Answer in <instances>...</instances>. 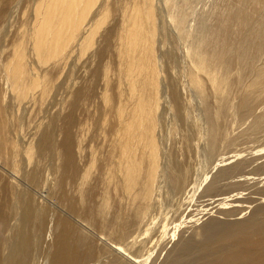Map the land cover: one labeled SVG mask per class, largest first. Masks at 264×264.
I'll return each instance as SVG.
<instances>
[{
    "label": "bare ground",
    "instance_id": "1",
    "mask_svg": "<svg viewBox=\"0 0 264 264\" xmlns=\"http://www.w3.org/2000/svg\"><path fill=\"white\" fill-rule=\"evenodd\" d=\"M20 1L22 0H0V21L4 18L12 3L15 2L17 4ZM26 1H30L32 7L29 16L25 19V30L22 31L21 29V32L18 33L14 41L13 54L6 59L2 57L3 54L0 55V161L3 160L7 164L9 163L13 171L17 172L22 166L19 155H22L29 167L30 163L36 158L39 156L45 157L50 152L54 157L52 160L56 162L55 174L54 169L52 172L55 175V181L51 180L53 181L51 188L56 192L59 190L62 194H59L60 198L73 211L78 205L84 207L87 204L93 190H95L93 185L95 182L92 181V177L95 172L100 171L103 176V199L100 207L96 210V215L99 217L102 227L110 231V236H116L118 239V242L115 245L113 244L108 250L115 257L114 263L138 264L131 249L135 248L142 239L139 241L137 240L139 236L133 237V241H129V244L126 245L120 242L127 240L130 235L128 231L130 224L134 220L141 222L142 218L148 214V207L153 202H156L158 181L162 173L163 151L158 140L159 110L162 102L161 94H164L165 90H168L169 93V89H167L169 86H167L168 84L166 85V77L163 75V63L159 61V37L161 33L163 34L162 31H165L163 30L164 26L161 24L164 20L159 21V19L161 17L166 18V24L168 23L166 26L169 29L173 26L175 31H181L184 26L188 30L186 37L189 68L187 69L186 85L192 86L200 94H208L207 91L210 90L209 94L212 93L216 96L217 105L219 106L216 112V119L219 121L222 116L223 101L229 94L249 95L232 106L234 115L238 116L241 112L244 114L247 110L246 113L253 111L250 109V99L253 93L260 95L264 93V0H214L212 3L209 0H203L204 5L200 11H197L196 6H194L197 0ZM184 8H191V15L183 12ZM217 13H221L225 17L221 21L218 20L214 27H210L208 22L202 21L204 19L202 15H214ZM198 14L201 15L200 19ZM110 42H113L111 55L113 62L109 60L111 63L104 64L102 70V83L104 85L100 92L103 107L101 111L102 130L101 128L100 130L104 138L109 137L106 141L108 150L103 156H100L97 151L92 153L90 161L82 168L83 173L80 174V184L76 182L79 185L77 191L78 199L75 198L77 201L69 200L67 203L68 196L63 193L65 191L63 187L66 183H70L80 170L75 159L78 157L76 152L81 154V151L77 149L75 152L71 142V133L73 132L72 130L70 132V128L75 124L72 120L73 116L71 114L65 116L58 114L55 119L50 121L46 129L42 130V127H40L41 131L38 130L35 135L31 136L32 138L28 140L29 142L25 141L26 143L22 145L16 140L18 138H14L9 133L10 123L12 122L8 114V104L10 105V100H16L17 102L25 100L26 102V99L37 103V100H39L44 103V100L51 95L50 92L54 90L55 78L58 80L56 75L60 74L63 65L65 64V68L66 64L71 60L73 52L75 53L74 55L77 54L76 57L78 56V58L84 55H87V57L90 55L92 59L96 56L98 58V56L101 57L100 54L102 55V52L107 51L106 49L101 51L102 44L108 47ZM100 43L101 46L99 48L98 45ZM90 56L89 60H92ZM68 57H70L69 61H67ZM189 86L188 88H190ZM74 88L75 91L72 89L73 91L70 92L72 99L69 96V99L74 104L81 102L80 100H89L91 93H89L90 89L88 87L75 85ZM63 108L64 105L62 106ZM63 110L62 114L64 113ZM43 118L45 117L41 119ZM253 120L256 128H259L261 123L263 124H261V127L264 126V112L254 114ZM21 121L23 122V120ZM52 128L56 130L55 133L51 131L53 130ZM16 130L18 131V129ZM216 133L217 129L212 127L211 136L214 137ZM35 156L37 157L34 158ZM259 157V160H261L262 155ZM46 161L45 164L47 163ZM262 162L264 163V160ZM6 168L8 167L6 166ZM46 171L47 173L51 172V170ZM41 175L43 174L41 173ZM5 177H8L7 173L0 170V233L4 235V229L2 228L6 225L8 218H10L9 216H12V210L15 209V216L19 218L16 219L19 222L16 225L17 230L15 229L17 231L16 239H21L22 237L24 243L20 240V250H22L23 245L26 252L29 249L28 241L30 236L21 234L25 233L23 228H26L30 222L32 224L33 222L34 224L40 223L46 216L47 212L45 209L47 210L48 208L45 207L44 199L39 201L40 196H38L40 204L34 207L33 197H22L20 192L16 194L15 182L8 180L9 184H5L3 183ZM161 184L162 182L160 181ZM7 188H9V191ZM9 192L10 196L6 197ZM197 192H199V186L193 189L190 195L192 201ZM114 197L118 198V201L123 205L122 207L120 206L123 210L121 209L122 211L119 212L115 224L111 223L108 218L113 207ZM49 199L51 198L49 197ZM34 200L37 199L35 198ZM218 205L223 206V203ZM16 206H18V209H16ZM222 206L218 209L220 214L231 213L239 209L231 206L229 208L228 205L227 207L225 206L226 208ZM91 211H88L89 217L94 215ZM12 217L10 219H13ZM16 217H14V220ZM56 218L53 221L54 227L58 231V237L55 243L50 241L54 244L52 245V250H54V257L51 256L52 261L50 257H47L48 260L50 258V264H80L86 258L88 259L87 256L89 252H92V246L87 238L78 235V229L76 230L74 223L67 218L62 216H57ZM13 224L12 226H15V223ZM181 225H183V222L177 226ZM225 226V230L227 227L229 229H227L228 231L226 230L228 233L226 234L225 232L223 236L219 237V244L218 240L215 244L220 255V261L217 264H264V220L260 225L256 224L247 228L242 223V220L235 223L234 226ZM148 227L151 228V226ZM148 229L146 230L151 232ZM183 229L178 227L173 235L171 233V237L175 240L180 230L183 232ZM141 230L142 228L140 233ZM162 230L164 232L162 235L164 234V236L170 233L167 225H164ZM168 237L170 238V236ZM2 239L0 238V264H7L12 258H9V256H13L16 247H13L10 242L1 241ZM105 239L107 240L108 238ZM140 245L138 244V246ZM207 249H210V247ZM205 251L206 249H203L202 253H205ZM7 252H9L8 257L5 256ZM171 254H173V257H170V264H182L184 253H179V251L172 249L168 255ZM200 255L198 254V256ZM199 261L197 262L199 263Z\"/></svg>",
    "mask_w": 264,
    "mask_h": 264
},
{
    "label": "rangeland",
    "instance_id": "2",
    "mask_svg": "<svg viewBox=\"0 0 264 264\" xmlns=\"http://www.w3.org/2000/svg\"><path fill=\"white\" fill-rule=\"evenodd\" d=\"M22 1H20L21 4L13 2L9 7L10 9L8 8L5 13L6 18L4 16V18L0 21V55L3 54L2 57L5 59L13 54L14 41L16 40L18 33L21 32V29L22 31L25 30V19L29 16L31 11L32 3L26 0L24 2ZM209 1L212 3L214 0ZM203 5V0H197L194 4L197 11H200ZM164 10L166 9L164 8ZM190 10L191 8H184L183 12L188 14L190 12L192 13ZM191 13L189 15H191ZM200 16L201 15L198 14L199 19ZM224 17L225 16L221 13L214 15L206 14L202 15V18H204L202 21L208 22L210 27H214L215 23L218 20L221 21ZM162 19L165 21H163L164 23H161L164 26L163 30L165 31H162L163 34L161 33L159 37V61L160 63H163V75L166 77V85L168 84L167 86H169L167 87V89H169V93L168 90H165L164 94H161L162 102L159 110L160 126L158 129V140L163 151L162 173L158 181L156 202H153L152 205L148 207V214L146 217L142 218L141 222H139V220H134L130 224L131 226L128 230L130 234V237L128 236L129 239L127 238V240L121 241L120 243L124 245L129 244V241H133V237L135 238L138 236L137 240L140 241L142 239L141 242L138 243L141 244L140 246L137 244L135 248L131 249L132 254L138 261V264H170V257H173V254L168 255V253L171 252L172 249L179 251V253H184L182 264H217L220 261V255L215 244L217 242L219 244V237L223 236L225 232L226 234L228 233L227 231L229 229L227 227L228 230L226 229V231L225 225L234 226L235 223L242 220V223L246 225L245 227L247 228L253 227L256 224L260 225L264 220V163L262 162V160H264V126L261 127V123L259 126L261 129H259L256 128L253 123L254 114L264 112V93H262V95L253 93L250 99V109L253 111L249 110L251 112L246 113L248 111L247 110L244 114L241 112L238 116L234 115L232 106L241 102L249 95L235 93L229 94V96L223 101V108L221 109L222 116L220 117V120L217 121L216 112L218 111L217 109H219V106L217 105L216 96L212 93L209 94L210 90L207 91L208 94H200L195 91L196 89H193L192 86H189L188 84L186 85L188 77L187 69L189 68L187 58L188 42L186 37L188 30L184 26L181 31H175L173 26H170L171 29H169V27L166 26L168 24H166L167 19L161 17L159 21ZM167 28L168 30H166ZM164 32L166 33V36ZM163 35L166 38H164ZM98 46L100 48L101 43ZM101 47V51H105V49L107 51L102 52L103 54H100L101 57L98 56V58L96 56L92 59V56L89 55L92 60H89V56L87 57V55H84L85 57H81L82 59L78 58V56L76 57L77 54L74 55L75 53L73 52V55L71 54V57L73 56L71 58L72 61L69 59L70 57H68L67 61L70 60V63H67L66 61L67 64L65 68L67 65L70 66L67 67L68 69H65V64L63 65V71L61 70L60 74L56 75L58 80L55 78V86L53 87L54 90L52 89L54 93L51 91V95L49 98L47 97L45 99L46 101L44 100V103L39 100H37V103L33 100L27 101L26 99V102L25 100L22 101L24 103L17 102L16 100H10V105L8 104V114L12 122L10 123L11 126L9 133L14 138H18L16 140H18L22 145L23 143H26L25 141L29 142L28 140H31V136L35 135L38 130L41 131L40 127H42V130L46 129L50 121L55 119L58 114L64 116L71 114L73 116L72 120L75 124L72 123L74 126L70 128V132L72 130L73 133L71 134L74 138L71 135V142L75 152L77 149L81 151V154L76 152V155L80 157L75 159L80 170L70 183H66L63 187V190H65L63 193L68 196L67 203L69 200H76L75 198L78 196L77 191L79 189L78 184L81 182L80 174L83 173L82 168L90 161L92 153L97 151L100 156H103L108 150V144L106 141L109 137L104 138L101 134V111L103 107L100 92L104 85L102 83V70L104 68V64L113 62V57L111 56L113 42H110V46L108 47L106 45L103 46V44ZM80 60H82V62H80ZM109 60L111 62H109ZM88 75L90 76L88 77ZM82 79L85 80L83 81ZM75 85L82 87L85 86L90 89L89 93H91V96L89 100H80L81 102L76 104L70 100L72 99L70 92L75 89ZM188 86L190 88H188ZM69 96H71L70 99ZM63 105L64 110L62 109ZM62 110L64 112L63 114ZM42 117L45 118L41 119ZM20 119L23 120V122ZM212 127L217 129V133L214 137L211 136ZM16 129H18V131ZM52 129L53 130L51 131L55 133L56 130L54 128ZM47 154L45 157L39 156L36 158L37 156H35L34 158L39 161V164L35 159L32 163H30L29 167L27 166L25 159L22 158V155H19L18 157H20L19 159L21 160L20 163L22 166L17 172L13 171L9 163L7 164L3 160V162L0 161V170L7 173L8 176L5 177L6 180L3 179V183L9 184V181L15 182L16 194H19L20 192L22 197H33L34 207L40 204V199H44L43 201L45 203V207H47V210L49 211L48 212L45 209L47 212L46 216H44V219L40 223L34 224L33 222L32 224L30 222L26 228H23L25 233L21 234L30 236H28L29 249L25 252V247L23 245L22 250H20L21 241L24 243L22 237L20 236L21 239H16L17 231H15V229L16 225L19 224L16 219L19 218L15 216L16 210H12L13 212L11 215L13 217H9H12L13 219L8 218L6 225L2 228L4 229V235L3 233H0L1 239L4 236V240L2 239L1 241L10 242L13 247H16V251L13 256H9V252L6 253L5 256H9V258L12 257L10 259L11 262L8 261L9 263L7 264H50L52 257H54V250H52V245L54 244L52 243H55L58 237V231L54 227V221L57 219V216L65 217L70 222H73L74 224H72L76 230L78 229V235L86 237L92 246V252H89L87 256L88 259L86 258L84 260L85 262L83 261L80 264H118L114 263L115 257H113L112 252L108 250L113 244L115 245V243L118 242V239L116 236H110V231L105 230L102 227L100 219L96 215V210L100 207L103 199V176L101 175V172H95V175L92 177V181L95 182V184H93L95 190H93L87 204L84 207L78 205L75 209L76 211H73L70 210V207L65 201H62L63 199L60 198L61 196L59 194L61 193L59 190L58 193L55 190L53 191L51 188L53 181H55L54 174L56 170V162H54L55 160H52L54 157L50 154V152ZM258 155H262L261 160H259L260 157ZM45 161L47 162L46 164ZM6 166L8 168H6ZM49 169L51 172L47 173L46 170L50 171ZM53 169L54 174L52 173ZM41 173L44 176L41 175ZM15 174L17 175L15 176ZM28 176L30 178L29 181ZM160 181L162 182L161 185ZM76 182L79 183L77 184ZM197 186H199V192H197L192 201L190 195L193 189ZM8 189L9 188H7V190ZM160 194L162 198H160ZM9 196L10 192L6 197ZM38 196H40L39 201ZM49 197L51 199H49ZM53 197H56L55 200ZM35 198L37 200H34ZM46 202L48 203L47 206ZM221 202L223 203L224 208L228 205V207H238L239 209L231 213L220 214L218 213V209L222 205L218 204H222ZM112 204L113 207L110 211L111 213L108 215V218L111 223L115 224L117 222L119 212L123 210L121 208L123 205L118 201V198L116 199V197L113 198ZM210 206L215 207L211 208ZM17 207L18 206H16V209H18ZM89 210H92L91 212L94 214L92 217L90 215L91 218L88 216ZM51 215L53 216L51 217ZM14 217H16L15 220ZM182 222L183 225L177 226L179 223L182 224ZM13 223H15V226H12L14 225ZM163 224L167 225L168 231L170 232L167 233V236H164V234L162 235V233H164L162 230L164 227ZM148 226H151V228ZM178 227L184 228L185 230L183 229V232L180 230L174 240L171 236L174 234V231L176 232ZM141 228L142 230L140 233ZM2 229L1 231H3ZM146 229L151 230V232H148ZM138 232L139 234H137ZM168 236H170L171 239ZM105 238L108 239L106 240ZM50 241L53 242L51 243ZM205 246L207 248L210 247L211 250L207 249ZM203 249H206L205 253H202ZM49 253L52 254L50 255ZM198 254L201 255L198 256ZM47 257H50L51 261L50 258L48 260ZM198 259L201 260L199 261ZM197 261H199V263Z\"/></svg>",
    "mask_w": 264,
    "mask_h": 264
}]
</instances>
